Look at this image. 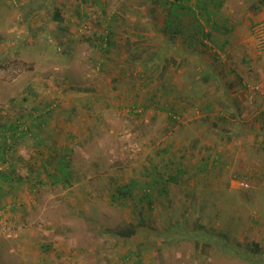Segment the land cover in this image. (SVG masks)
<instances>
[{
  "label": "rangeland",
  "instance_id": "1",
  "mask_svg": "<svg viewBox=\"0 0 264 264\" xmlns=\"http://www.w3.org/2000/svg\"><path fill=\"white\" fill-rule=\"evenodd\" d=\"M183 1L0 0V264H251L254 244L264 264V98L249 99L260 129L234 137L240 154L191 121L224 108L220 44L246 36L264 0L208 2L219 10L199 30ZM169 103L186 119L145 122ZM128 225L133 237L112 236Z\"/></svg>",
  "mask_w": 264,
  "mask_h": 264
},
{
  "label": "crops",
  "instance_id": "2",
  "mask_svg": "<svg viewBox=\"0 0 264 264\" xmlns=\"http://www.w3.org/2000/svg\"><path fill=\"white\" fill-rule=\"evenodd\" d=\"M255 21H251L252 23L249 25V28H247V31L249 29V33L244 31L247 33L246 36L236 34L235 36L233 35L230 39H226V41H223L220 44L221 46L228 45L230 49L227 51L228 59L232 57V65L228 66L232 71H227L229 72V75L228 79H225L228 83L222 85V87L226 88L223 89V99L225 103L224 108H218L214 105L215 103L208 101L206 105H202L198 109L192 110V122L196 121L199 124L201 123L202 125H205L209 133H212L213 135L218 134L219 136L227 139L232 144L231 147L227 146V149L224 152L225 155H227L229 152L231 153L232 151H234L236 154H240V152L243 153L244 151L249 150L250 148L247 145L243 146V142H240V139H234V137L238 136L239 134L249 136V130H251V133L256 134L260 129L259 122H255L257 120L256 118H258V114L249 118L246 108L249 105V99L251 96L256 95L258 97L257 99L264 98V90L260 89L257 94H253L250 93L246 87H244L245 82L258 83L264 80V56L256 52L253 40L251 38V26ZM215 80H218V78L216 77ZM259 87L262 88V86ZM179 92L183 94L186 91L181 90ZM170 97L171 96H169L168 93V99H171ZM176 110L177 113L185 119L186 116L189 115V111L186 106H175L169 103V106L167 105L166 108L162 109L160 112L147 108L143 111V116H145V122H148L146 119L147 117L152 118L155 114L161 113L166 116L169 115L167 120L168 122L173 123V119L170 117V115ZM229 122H235L232 129L230 130L231 132L227 133L225 131V134H220L223 130V126L224 128H228ZM213 127L218 128L220 133H217L216 130H213ZM235 128L236 132L234 133L233 130ZM240 129L243 131H240ZM249 139L248 140L250 142L253 141L252 137ZM234 140H236V142ZM262 141L263 140L261 138V150L264 152V141ZM230 160L231 159L227 160L226 163L231 165ZM239 161L242 162V159L239 158Z\"/></svg>",
  "mask_w": 264,
  "mask_h": 264
},
{
  "label": "trees",
  "instance_id": "3",
  "mask_svg": "<svg viewBox=\"0 0 264 264\" xmlns=\"http://www.w3.org/2000/svg\"><path fill=\"white\" fill-rule=\"evenodd\" d=\"M175 1H177V0H175ZM186 1L187 0L183 1V3H185ZM208 2H215V0H195L194 7H196L198 9L197 10V13H194L192 11H189L190 13L192 12L191 14H194V15L197 14V17L194 19L195 20L194 30H199V28H200L199 19L200 18L201 19L203 18L204 21H205V23L206 24H209L211 21H213V18L212 17L213 16L214 17L216 16V12L219 10V6L217 5L216 9H214L213 11H211L209 9L210 6L207 5ZM173 6L176 7V8H180V9L184 10V8L182 6H177L175 4H173ZM58 17H59V15L58 14H55L56 20H59ZM173 19H176V17H173ZM167 25H168V27H167L168 29L167 30H170L171 28H173V21H172V19H171V21L168 22ZM215 25L216 24L214 22V24H212L210 27H212V29L215 28V30H219V27H217V25L216 26ZM174 28H176V27H174ZM172 31H174V29L171 30V31H168L169 34ZM196 35H197V32H194V36H196ZM189 38H190V35H189ZM208 38H210V37H208ZM191 40L192 39H190V41ZM189 45L191 47L194 46L195 45L194 44V40H192L191 42H189ZM219 49H221V48H219ZM4 129H6V131L7 130L8 131H12V132H10L11 133V137L15 138L16 134L18 133L19 127H15V128L12 127L10 129L7 128V127H5ZM21 132L22 131H20L19 133H21ZM2 139L4 141L6 140L5 138H2ZM0 149L2 150V148H0ZM0 161H1V163H4L5 162V159H3L2 157H0ZM58 168L60 170L59 172L62 173L61 176L66 177V179L69 178V177H72L73 178V175L69 171H67L65 169L66 167H62L61 164H59V167ZM56 178L54 179V181L56 180V182H57L59 179L58 178L56 179ZM2 179L6 180V179H8V177L3 176ZM117 192L119 194H125V189H119ZM137 230H138V228L136 226L128 225L126 227H123V228H120V229H118L116 231L111 232V234H112V236L115 237L116 240L124 241L126 239H129V238L133 237L135 235V233L137 232ZM253 251L255 252L254 254H256L257 257L254 256V255H249L247 253H243L242 254L243 256H240V258H242L244 261H246L248 263H251V264H259L261 259L258 257V255H259V249H258V246L256 244L253 245Z\"/></svg>",
  "mask_w": 264,
  "mask_h": 264
},
{
  "label": "built area",
  "instance_id": "4",
  "mask_svg": "<svg viewBox=\"0 0 264 264\" xmlns=\"http://www.w3.org/2000/svg\"><path fill=\"white\" fill-rule=\"evenodd\" d=\"M251 35L256 52L264 56V16L253 23L251 26ZM176 117L177 116H172L173 120L178 122L180 116Z\"/></svg>",
  "mask_w": 264,
  "mask_h": 264
}]
</instances>
